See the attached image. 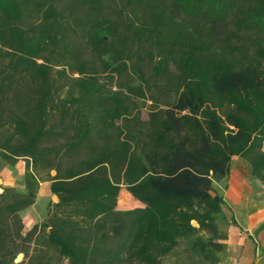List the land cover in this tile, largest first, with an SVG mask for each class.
<instances>
[{"label":"trees","instance_id":"1","mask_svg":"<svg viewBox=\"0 0 264 264\" xmlns=\"http://www.w3.org/2000/svg\"><path fill=\"white\" fill-rule=\"evenodd\" d=\"M232 156L264 181V0H0V158L26 185L0 194V264H158L219 238ZM41 182L57 201L22 235Z\"/></svg>","mask_w":264,"mask_h":264},{"label":"crops","instance_id":"2","mask_svg":"<svg viewBox=\"0 0 264 264\" xmlns=\"http://www.w3.org/2000/svg\"><path fill=\"white\" fill-rule=\"evenodd\" d=\"M224 181L228 186L227 190L223 189L224 193H221L223 203L220 213L225 218L224 222L218 223L219 231L225 234L223 264H264V208L252 209L245 194L251 176L249 173L245 176L240 175L230 165L229 174L217 182V185L223 186ZM5 188H12L20 193L26 192L24 161L18 160L14 164H9L0 158V194ZM49 193H51L50 183L41 182L35 201L18 212L22 235L45 218ZM22 259L23 257L14 263L17 264Z\"/></svg>","mask_w":264,"mask_h":264},{"label":"rangeland","instance_id":"3","mask_svg":"<svg viewBox=\"0 0 264 264\" xmlns=\"http://www.w3.org/2000/svg\"><path fill=\"white\" fill-rule=\"evenodd\" d=\"M146 112L147 109L145 107L142 108L143 117L146 116ZM230 165H232V167L235 168L240 175L245 176L247 173H249L251 176V181L249 185L246 186L247 190L245 193L248 197L247 202H249L251 208L255 210L264 208V205H262L264 204L262 203V199H264V181L254 178L251 175L250 166L247 161L239 156H232ZM221 179L212 180V186L214 188L213 191L220 195L221 193H224L223 189L227 190L228 186L226 181H224L223 186L217 185V182H219ZM123 191H126L124 186L121 188L120 192ZM131 198L134 200V203L131 206H119L117 201V208L125 210L143 206L142 203L135 199L132 195ZM50 201H57L54 200L52 193H49V202ZM226 212L229 215V210H227ZM224 218L225 217L223 216V219ZM222 222H224V220H222ZM232 222H234L233 219ZM217 232L219 238L217 236H214L210 232L199 231L194 237L188 239H180L178 244L168 254H165L164 256L159 258L158 264H223V260L225 258V234L219 231V229L217 230ZM196 237H201L204 241L207 242L208 245L206 248V253H200L192 245V242ZM14 262H17V256L15 257Z\"/></svg>","mask_w":264,"mask_h":264},{"label":"water","instance_id":"4","mask_svg":"<svg viewBox=\"0 0 264 264\" xmlns=\"http://www.w3.org/2000/svg\"><path fill=\"white\" fill-rule=\"evenodd\" d=\"M54 173H55L54 171L51 172V174H54ZM209 192H210V194H211L212 196H215V195H216V193H215L214 191H212V190L209 191ZM53 198H54V200H57V197H56L55 195H53ZM191 224H192L193 226H197V223H196L195 221H192ZM22 257H23V254H22V253L18 254V255H17V261H19Z\"/></svg>","mask_w":264,"mask_h":264}]
</instances>
